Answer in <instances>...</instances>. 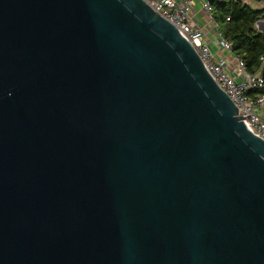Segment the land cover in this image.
<instances>
[{
  "label": "water",
  "instance_id": "obj_1",
  "mask_svg": "<svg viewBox=\"0 0 264 264\" xmlns=\"http://www.w3.org/2000/svg\"><path fill=\"white\" fill-rule=\"evenodd\" d=\"M0 264H264V140L142 0H0Z\"/></svg>",
  "mask_w": 264,
  "mask_h": 264
},
{
  "label": "built area",
  "instance_id": "obj_2",
  "mask_svg": "<svg viewBox=\"0 0 264 264\" xmlns=\"http://www.w3.org/2000/svg\"><path fill=\"white\" fill-rule=\"evenodd\" d=\"M142 1L190 43L206 71L236 107L245 127L253 135L264 140V94H249L250 91L264 89V77L260 72H248L244 62L232 56L230 44L222 38L217 25L212 20L210 0H202L200 6L216 29L215 34L218 39L216 38L215 52L207 43L205 32L193 25L192 8L195 0ZM260 22L264 25V19ZM218 53H225L228 57L217 60Z\"/></svg>",
  "mask_w": 264,
  "mask_h": 264
},
{
  "label": "trees",
  "instance_id": "obj_3",
  "mask_svg": "<svg viewBox=\"0 0 264 264\" xmlns=\"http://www.w3.org/2000/svg\"><path fill=\"white\" fill-rule=\"evenodd\" d=\"M210 4L212 20L230 44L232 56L241 59L248 72L264 77V33L256 27L264 19V0H210ZM249 94H264V89Z\"/></svg>",
  "mask_w": 264,
  "mask_h": 264
},
{
  "label": "crops",
  "instance_id": "obj_4",
  "mask_svg": "<svg viewBox=\"0 0 264 264\" xmlns=\"http://www.w3.org/2000/svg\"><path fill=\"white\" fill-rule=\"evenodd\" d=\"M201 1L202 0H195L193 3V8H192V20H193V25L195 27L201 28L206 35V41L209 44V46L211 47L212 51L215 52L216 51V37H215V33H216V29L214 24L211 22L210 18L205 15L201 9ZM211 23L213 25H211ZM209 40V41H208ZM217 60L223 59L228 57L227 54L225 53H218L216 55Z\"/></svg>",
  "mask_w": 264,
  "mask_h": 264
},
{
  "label": "rangeland",
  "instance_id": "obj_5",
  "mask_svg": "<svg viewBox=\"0 0 264 264\" xmlns=\"http://www.w3.org/2000/svg\"><path fill=\"white\" fill-rule=\"evenodd\" d=\"M253 7L256 8V9H258V8L261 7V5L260 4H258V5L254 4ZM211 25H213V24L211 23ZM215 37L218 39V36L217 35H215Z\"/></svg>",
  "mask_w": 264,
  "mask_h": 264
}]
</instances>
